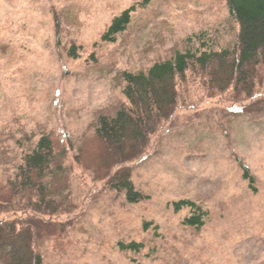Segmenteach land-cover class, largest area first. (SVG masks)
<instances>
[{
    "label": "rangeland",
    "instance_id": "1",
    "mask_svg": "<svg viewBox=\"0 0 264 264\" xmlns=\"http://www.w3.org/2000/svg\"><path fill=\"white\" fill-rule=\"evenodd\" d=\"M139 1L0 0V192L21 152L48 133L56 151H67L75 208L41 226L44 264H264V113L229 93L192 88L191 107L152 137L145 160L130 162L147 199L129 203L106 182L94 122L126 101L120 72L196 47L197 34L232 44L237 29L226 0H155L115 42H101L113 17ZM73 45L77 57L68 55ZM259 75L263 92L264 65ZM235 156L250 166L256 190ZM180 199L209 210L204 226L182 223L188 209L172 205ZM133 240L146 248L118 246Z\"/></svg>",
    "mask_w": 264,
    "mask_h": 264
},
{
    "label": "trees",
    "instance_id": "2",
    "mask_svg": "<svg viewBox=\"0 0 264 264\" xmlns=\"http://www.w3.org/2000/svg\"><path fill=\"white\" fill-rule=\"evenodd\" d=\"M155 0H141L113 17L101 42L113 43L127 30L133 14ZM237 25L232 44L218 46L204 33L195 35L199 44L176 50L169 58L147 69L122 70V93L126 98L114 113L99 112L94 122L96 136L103 144L109 166L106 182L123 193L129 203H139L148 195L136 188L130 162L145 160L152 137L175 119L178 110L190 106L188 95L198 87L206 93H229L232 100L252 112L264 113V91L260 87V66L264 65V0H226ZM60 33V19L56 20ZM60 44V37H57ZM68 55L77 57L73 45ZM260 77V78H259ZM248 100V103H243ZM191 107V106H190ZM67 151H56L50 134L42 133L21 152L12 176L0 192V264H44L40 247L43 223L51 224L73 211V193L65 166ZM249 187L256 190V177L248 164L235 156ZM133 163V164H134ZM175 212L188 209L182 223L201 228L209 210L191 199L172 203ZM145 221L144 226L150 227ZM158 225H156V228ZM121 250L142 252L143 242H118Z\"/></svg>",
    "mask_w": 264,
    "mask_h": 264
}]
</instances>
